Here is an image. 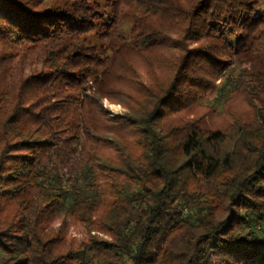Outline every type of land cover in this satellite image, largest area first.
I'll use <instances>...</instances> for the list:
<instances>
[{
  "label": "trees",
  "instance_id": "16d2710c",
  "mask_svg": "<svg viewBox=\"0 0 264 264\" xmlns=\"http://www.w3.org/2000/svg\"><path fill=\"white\" fill-rule=\"evenodd\" d=\"M143 1L184 18L182 39L196 46L167 85L143 86L139 115L107 122L80 93L102 61L78 36L107 24L101 4L0 0V264H264V49L251 44L264 0ZM138 34L144 48L162 42L150 25ZM59 37L67 44L57 49ZM24 48L43 49V70L12 83ZM221 52L258 57L246 74L262 94L251 123L187 118L209 77L228 67ZM72 146L81 166L67 188L57 163ZM58 211L82 223L81 238L46 228Z\"/></svg>",
  "mask_w": 264,
  "mask_h": 264
},
{
  "label": "rangeland",
  "instance_id": "374dc122",
  "mask_svg": "<svg viewBox=\"0 0 264 264\" xmlns=\"http://www.w3.org/2000/svg\"><path fill=\"white\" fill-rule=\"evenodd\" d=\"M96 1L101 4L100 9L107 24L97 21L93 30L78 37L84 45L95 50L102 65L82 81L81 96L94 99L103 113V119L107 122L106 119L117 115H139L141 105H136L135 100L142 99L144 95L150 93L148 88L145 89L143 86L148 87L154 78L163 79V83L167 85L174 76L181 57L185 54L184 51L195 47L196 42L182 39L184 18L174 21L165 13L150 12L146 1ZM38 4L43 6L46 3L40 1ZM142 23L156 29L161 34L159 38L162 42L150 47H142L138 39V30L142 27ZM63 39L54 38L50 44L59 49L63 43L67 44ZM251 44L256 51L264 49V26L251 36ZM43 54L41 48L22 49V52L12 60L11 82L16 81L20 75L43 70L41 62ZM219 56L229 62L228 67L219 71L217 75L209 77L212 79L211 86L202 91L195 102L189 104V108L186 109L187 118L192 120L193 116L203 115L212 128L229 126L233 117L251 123L260 107L258 98L262 94L257 86L254 89L251 87L255 82H251L246 74L252 64H257L258 57L253 54L251 58L254 59L248 61L233 53L221 52ZM98 82H101L104 92L100 95L96 93ZM230 84L235 87L221 90ZM111 128L115 133L121 131L120 124ZM80 166L79 146H72L67 150L66 158L57 163V169L63 178L62 184L67 188L70 187L69 178L73 179ZM59 226L66 227L67 234L76 239L81 238L85 230L82 223L72 221L64 211L47 215L46 228L55 229ZM255 226L258 228V222Z\"/></svg>",
  "mask_w": 264,
  "mask_h": 264
}]
</instances>
